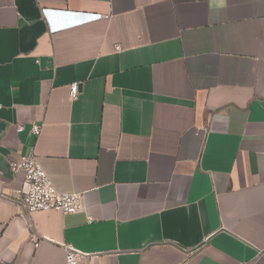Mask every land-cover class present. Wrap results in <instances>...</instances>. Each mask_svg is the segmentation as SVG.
I'll return each mask as SVG.
<instances>
[{
    "label": "crops",
    "instance_id": "obj_1",
    "mask_svg": "<svg viewBox=\"0 0 264 264\" xmlns=\"http://www.w3.org/2000/svg\"><path fill=\"white\" fill-rule=\"evenodd\" d=\"M0 105V264H264V0H0Z\"/></svg>",
    "mask_w": 264,
    "mask_h": 264
},
{
    "label": "built area",
    "instance_id": "obj_2",
    "mask_svg": "<svg viewBox=\"0 0 264 264\" xmlns=\"http://www.w3.org/2000/svg\"><path fill=\"white\" fill-rule=\"evenodd\" d=\"M42 13L45 15L47 9H42ZM81 15L84 17L69 22L64 26L83 24L107 17L104 14ZM64 26H51L50 29L55 30ZM116 48L118 49L119 46H116ZM77 94L78 83L72 82L69 86V96L75 98ZM23 130L24 126L22 124L16 126L17 132H22ZM30 130L37 135L40 127L37 124H32ZM10 166L13 170H22L24 174L20 189V205L28 213L55 210L62 214H71L79 212L84 208L82 194L77 192H64L56 188L46 170L33 154L22 155L18 162H12ZM62 247L64 250L65 264H80L82 258L88 256L69 243H64Z\"/></svg>",
    "mask_w": 264,
    "mask_h": 264
}]
</instances>
